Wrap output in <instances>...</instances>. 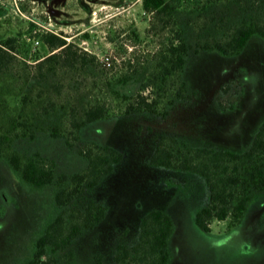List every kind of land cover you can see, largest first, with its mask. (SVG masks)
Returning <instances> with one entry per match:
<instances>
[{
    "label": "rangeland",
    "instance_id": "obj_1",
    "mask_svg": "<svg viewBox=\"0 0 264 264\" xmlns=\"http://www.w3.org/2000/svg\"><path fill=\"white\" fill-rule=\"evenodd\" d=\"M168 1L174 9L166 23L169 14L145 11L142 0H0V40L16 36L29 53L47 56L51 50L39 35L49 31L64 36L81 56L73 66L56 64L38 80L36 89L43 90L38 108L51 100L57 108L37 118L44 131L32 140L16 139L14 147L53 159L56 176L86 168L78 145L108 144L123 153L111 173L64 208L54 204V182L31 189L0 160V264L29 259L36 238L60 211L82 208L92 199L107 207L104 219L84 229L64 250L50 253L55 264H96L97 254L112 263L117 244L134 245L142 217L155 208L168 212L176 223L168 264H264V195L238 226L228 228L225 222L214 221L205 231L195 215L209 203L206 179L149 162L156 137L164 133L194 146L213 142L235 151L251 143L264 120V38L252 35L233 56L194 50L207 40L226 37L235 22L249 20L257 11L252 0ZM177 32L190 46L185 72L142 88L157 74V62L177 41ZM19 59L37 73L32 59ZM17 68L25 66L19 63ZM183 79L190 97L171 106L168 102ZM139 91L160 97L166 117L149 112L123 115L126 97ZM101 103L113 116L86 123L75 147L69 148L64 137L70 131L68 109L76 108L83 118L88 106ZM227 111L231 112L222 113ZM54 124L65 131L63 137L51 136ZM69 250L71 257L66 255Z\"/></svg>",
    "mask_w": 264,
    "mask_h": 264
},
{
    "label": "trees",
    "instance_id": "obj_2",
    "mask_svg": "<svg viewBox=\"0 0 264 264\" xmlns=\"http://www.w3.org/2000/svg\"><path fill=\"white\" fill-rule=\"evenodd\" d=\"M142 7L145 11L169 14L166 23L170 22L174 9L168 0H142ZM252 7L257 12L251 19L235 22L230 34L205 41L195 48V54L217 51L226 56L238 55L252 35L258 34L264 38V0H252ZM39 38L50 48L49 55L39 56L36 51L29 53L26 44L16 36L0 40V160H4L31 189H41L54 182V204L64 208L71 201L82 198L88 189H93L104 176L111 173L123 159V153L108 144L89 142L78 145L77 152L87 161L86 168L56 176L53 159L37 150L26 152L14 147L16 139L32 140L38 132L44 131L45 127H41L37 118L45 117L57 108L53 100L38 108L43 94L42 88L36 89L38 80L54 71L56 64L73 66L81 58L73 49V44L62 35L47 31ZM176 40L161 54L157 74L142 83V88L158 85L159 78L180 76L185 72L189 64L190 46L180 32H177ZM19 57L32 59L34 66L38 67L37 73H32L26 61ZM19 63H23L25 68H17ZM53 87L57 86L54 84ZM189 97L185 80H179L174 97L168 104L172 106ZM126 98L123 115L149 112L166 117L168 114L167 109L159 106L160 97L139 91ZM68 110L70 131L67 135H63L65 131L59 124L52 125L50 130L54 138L64 136L66 145L71 149L75 147L74 140L80 138V129L86 123L113 116L103 103L88 106L83 118H79L76 108ZM156 140L149 159L152 165L198 173L206 179L209 203L200 207L195 215V222L201 229L210 231L214 221H225L228 228L237 226L251 203L264 195V120L250 145L242 151L208 144L194 146L170 133L160 134ZM106 212L107 207L94 199L82 208L60 211L36 238L32 256L20 264H55V257L50 253L67 248L84 229L93 228L101 222ZM173 231V217L163 209H151L141 219L137 242L134 245L118 243L112 263H106L103 256L97 254L96 264H168L171 257L169 240ZM72 254L71 250L66 252L68 257Z\"/></svg>",
    "mask_w": 264,
    "mask_h": 264
},
{
    "label": "crops",
    "instance_id": "obj_3",
    "mask_svg": "<svg viewBox=\"0 0 264 264\" xmlns=\"http://www.w3.org/2000/svg\"><path fill=\"white\" fill-rule=\"evenodd\" d=\"M235 110V109H234ZM232 111V110H231ZM231 111H227V112H222V113H225V114H227V113H229V112H231ZM212 144H209L208 143V145H214V146H216V147H220V148H228V147H221V146H219L218 144H215V143H213V142H211ZM247 144V143H246ZM218 145V146H217ZM250 144H248L246 147H248ZM228 149H231V148H228ZM233 150V149H232ZM259 197H261V196H259ZM259 197H257L252 203H251V205L249 206V208H248V210H247V212H246V214H248L249 213V211H250V209H251V206L259 199ZM245 214V215H246ZM221 222H225V221H221ZM239 225V224H238ZM237 225V226H238ZM175 230H176V223H175V221H174V231H173V234H174V232H175ZM173 234L171 235V237H170V240H169V242H171V240H172V238H173Z\"/></svg>",
    "mask_w": 264,
    "mask_h": 264
},
{
    "label": "built area",
    "instance_id": "obj_4",
    "mask_svg": "<svg viewBox=\"0 0 264 264\" xmlns=\"http://www.w3.org/2000/svg\"><path fill=\"white\" fill-rule=\"evenodd\" d=\"M38 42V41H37Z\"/></svg>",
    "mask_w": 264,
    "mask_h": 264
}]
</instances>
